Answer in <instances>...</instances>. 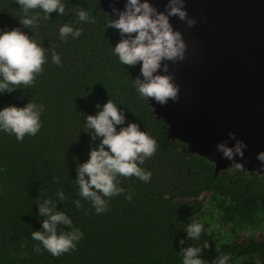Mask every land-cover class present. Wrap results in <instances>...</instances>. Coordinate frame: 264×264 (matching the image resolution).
<instances>
[{
	"label": "trees",
	"instance_id": "16d2710c",
	"mask_svg": "<svg viewBox=\"0 0 264 264\" xmlns=\"http://www.w3.org/2000/svg\"><path fill=\"white\" fill-rule=\"evenodd\" d=\"M62 2L71 12H53L32 31L20 23L24 14L15 0H0V33L19 28L45 47L47 57L34 85L0 92V110L24 107L29 101L44 106L37 135L18 141L14 134L0 131V264H183L182 248L202 247L205 241L209 247L201 253L204 264L223 255L231 256L229 264H264V173L229 166L215 174L212 161L168 137L164 120L133 85L140 77L138 64L123 65L114 53L121 35L106 27L109 13L98 0ZM79 8L95 23L79 22L75 15ZM37 12L44 15L40 9L32 14ZM65 23L82 28V35L61 40L59 29ZM53 51L61 66L52 63ZM110 99L126 117L117 131L137 123L158 147L141 166L152 173L150 181L120 177L124 194L109 199L108 210L96 214L91 202L79 195L77 167L99 144V138L92 141L90 132L84 131L86 117L98 113ZM59 190L67 199L57 200V208L70 216L84 237L75 251L60 257L42 245L37 254L33 248L38 242L31 232L42 230L45 217L38 214L35 201L45 198L42 192L55 196ZM130 193L128 201L125 196ZM75 200L83 208H76ZM210 205L218 224L229 232L220 241L208 218ZM192 222L204 225L198 241L187 237L185 229ZM60 230L66 226L58 225Z\"/></svg>",
	"mask_w": 264,
	"mask_h": 264
},
{
	"label": "clouds",
	"instance_id": "9594fccd",
	"mask_svg": "<svg viewBox=\"0 0 264 264\" xmlns=\"http://www.w3.org/2000/svg\"><path fill=\"white\" fill-rule=\"evenodd\" d=\"M24 14L20 23L31 29L39 28L41 20H50V14L58 12L67 15L71 12L62 0H15ZM185 0H167L165 10L158 11L149 0H126L123 10L112 7V13L117 19L109 18L106 27H112L121 34L120 41L114 47V53L120 63L128 67L141 64L139 76L133 85L144 99L154 100L159 105H167L171 100H179V85L174 82V75L169 73L167 62L183 61L187 44L182 33L174 29L170 18L177 17L188 27L196 24V19L190 17L185 8ZM40 9V13L32 14ZM79 22L95 23L88 11L83 8L76 10ZM105 27V28H106ZM82 28H74L65 23L59 29L61 40L71 36L73 39L82 35ZM45 47L38 44L19 28L0 33V92L11 93L23 86L34 85L37 76L43 72V65L47 63ZM52 63L61 66L60 56L53 51ZM113 99L108 100L95 115H88L85 120V132H90L91 140L99 138V144L91 148L89 159L77 167L76 181L79 185V195L90 201L96 214H102L109 208V199L124 194L125 189L120 186V177H136L143 182H149L150 171L141 167L146 159L151 158L157 151V141L149 134L140 130L137 123H128L117 131V125L125 122L124 113L118 108ZM99 108L100 105H97ZM44 111L43 105L28 102L24 107L10 105L0 110V131L14 134L18 141H23L26 135L35 136L42 124L40 116ZM229 139L235 143L229 146L227 141L216 145V151L222 157L231 161L234 170L241 171L245 165L242 158L247 144L236 138V133L229 132ZM237 157L241 158L237 160ZM260 167L264 169V151L256 156ZM56 183L59 180L53 177ZM43 198L37 199L38 214L45 219L42 230L31 232V238L37 241L33 251L41 253V247L52 256L60 257L65 253L75 251L84 233L73 225V220L64 211L57 208L56 201L63 203L67 197L63 190L55 196L41 193ZM54 197V198H53ZM125 199L132 200V194ZM76 208H83L80 200H75ZM58 225L66 226V230L58 232ZM190 240L198 241L204 231V225L199 222L189 223L185 229ZM184 239L179 241L180 245ZM27 245H23L26 247ZM209 247L205 241L203 246H189L181 250L183 264H204L201 253ZM26 255V253H22ZM230 255L217 257L213 264H229Z\"/></svg>",
	"mask_w": 264,
	"mask_h": 264
},
{
	"label": "water",
	"instance_id": "95a60500",
	"mask_svg": "<svg viewBox=\"0 0 264 264\" xmlns=\"http://www.w3.org/2000/svg\"><path fill=\"white\" fill-rule=\"evenodd\" d=\"M98 2L112 19L118 18L112 7L123 10L126 4ZM149 3L163 11L167 0ZM184 6L196 24L170 18L187 48L183 61L167 62L179 100L163 106L149 100L153 111L166 123L168 137L212 161L215 174L231 166L216 151L221 141L235 143L229 132L247 144L244 168L264 173L256 159L264 151V0H185Z\"/></svg>",
	"mask_w": 264,
	"mask_h": 264
},
{
	"label": "rangeland",
	"instance_id": "374dc122",
	"mask_svg": "<svg viewBox=\"0 0 264 264\" xmlns=\"http://www.w3.org/2000/svg\"><path fill=\"white\" fill-rule=\"evenodd\" d=\"M208 218L212 224V231L214 233V237L216 241L222 240L225 236H228V229L220 226L216 219V209L213 205L207 206Z\"/></svg>",
	"mask_w": 264,
	"mask_h": 264
}]
</instances>
